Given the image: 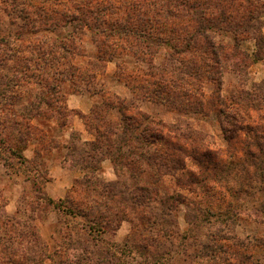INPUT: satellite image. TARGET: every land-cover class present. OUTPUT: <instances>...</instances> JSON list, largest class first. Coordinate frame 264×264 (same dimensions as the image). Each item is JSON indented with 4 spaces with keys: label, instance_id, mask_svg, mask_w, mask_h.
Returning <instances> with one entry per match:
<instances>
[{
    "label": "rangeland",
    "instance_id": "rangeland-1",
    "mask_svg": "<svg viewBox=\"0 0 264 264\" xmlns=\"http://www.w3.org/2000/svg\"><path fill=\"white\" fill-rule=\"evenodd\" d=\"M254 6L0 0V259L264 264V174L242 168L264 125V41L230 22L253 11L264 34ZM213 33L245 62L215 82L187 47Z\"/></svg>",
    "mask_w": 264,
    "mask_h": 264
},
{
    "label": "trees",
    "instance_id": "trees-1",
    "mask_svg": "<svg viewBox=\"0 0 264 264\" xmlns=\"http://www.w3.org/2000/svg\"><path fill=\"white\" fill-rule=\"evenodd\" d=\"M248 1H249V4H251V1H252V3L255 5L254 6L255 9H257V7H258L257 4H259L260 0H248ZM257 19H258V17L254 14V12L249 11L248 14H245L240 18V22L233 20V19L230 22H231L232 27L234 28L235 32L237 34H239V36H241L243 39L249 38V39H253L256 41H258V40L264 41V34H262L260 31L261 26H256V27L253 26V21L257 20ZM34 21H36V20L34 19ZM203 36L206 39V41L202 42V45H197L196 41L189 42L190 41L189 40L187 42V43H189L187 45V47L189 48L191 53H195L197 51H200L201 53H204L205 55L210 56L211 63L208 64V63H205L203 61L202 62L203 66H200L198 68V70L201 68H204L203 74H205V72H206L205 77H207V78L210 77V79L215 82L217 80V79H215V77L220 73V71L226 70L227 63H229V62L232 63L233 59H238L240 61V58L236 55L237 53L235 51H231V53H229V54H227V53L224 54V52H223L224 47L221 46L220 44L216 45L217 41H215L214 33H213V35L211 34L210 37H208L206 35H203ZM144 47L147 48L146 46H144ZM235 64H236L237 71L242 72L244 70L245 62L243 60L240 61L239 63H235ZM194 74H195L194 75L195 77L198 75L197 70H196V72H194ZM8 81H12V80H8ZM15 85H17V84H15ZM235 104H239L241 108L246 110V108H244V107L247 105H245L242 100H241V103H235ZM251 110L254 111V109H252V108H251ZM244 113H248V112H244ZM220 116L224 118V121L227 124H229L230 121H233L235 123L234 124L235 130H233L234 133L237 131V132H242L245 135H251L254 131L252 125H247V122L244 124L243 123L239 124L238 123L239 120H237V116L235 114H228L222 110V111H220ZM135 118H137V117L136 116L135 117L125 116L124 120H125V123L126 122L129 123V125H131L130 127H132V124L136 123V120H134ZM239 119L241 120L240 122H244V119H242L241 117ZM261 120H263V122H264V116ZM137 127H138V125L134 129H136ZM220 127H221V130L223 131V133H228L230 131V129H226V127L222 123V121H221ZM256 130L259 133L258 137H257L258 140L256 142H247L246 141V143L244 144V147H245L244 148V155H245L244 159L247 161V164L243 165L242 168L244 167L243 171L246 174H264V125L262 126L259 124L258 127L256 128ZM150 137L157 138V136H153V135H151ZM209 155H211V153ZM113 163H114V165H116V164L118 165V162L116 161V159H113ZM59 208H60V206H59ZM60 209L62 211H66L64 209H67V208H66V206H62ZM103 228L106 229L105 227H103ZM12 251H13L12 256H10V255L1 256L2 258L0 259V264H29V263H27L30 260L29 257H21L24 255L23 251L20 250V251L15 252L14 249Z\"/></svg>",
    "mask_w": 264,
    "mask_h": 264
}]
</instances>
